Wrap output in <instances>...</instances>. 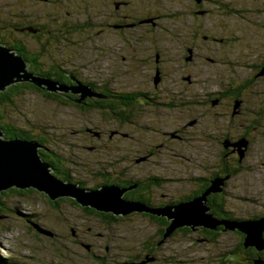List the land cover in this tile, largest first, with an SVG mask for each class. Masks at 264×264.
Segmentation results:
<instances>
[{"label": "rangeland", "instance_id": "374dc122", "mask_svg": "<svg viewBox=\"0 0 264 264\" xmlns=\"http://www.w3.org/2000/svg\"><path fill=\"white\" fill-rule=\"evenodd\" d=\"M2 1L9 3H1ZM213 1H221L212 0V3L206 4L212 12H215L216 4ZM257 1V8L246 7L249 9V23L231 17H222L217 24H214L209 16L203 21L204 33L199 30L200 36L195 40L192 37L193 29H197L194 23L188 27L182 24L181 18L177 21L185 10L179 9L169 0L168 7L160 9L165 20L159 21V25L151 33L148 32L149 36L142 34L138 45L133 44V49L137 53L139 50L146 51L150 46L153 47L157 55L153 54L150 58L148 56L146 61L145 57H140L137 53L136 57L122 53L117 54L118 57L110 54L103 40L98 39L101 37L95 34L98 30L95 23L102 20L100 16L95 17V15L93 36L89 37V40L85 37L81 40L78 36L76 41L80 43L77 42L76 51L70 52L75 41L68 43L67 50L62 48L63 43L54 45L55 58H61L60 63L66 65L68 70L73 68L78 73H82V79L110 78L114 82L112 87L116 86L125 91L151 90L161 94L162 102L173 105L170 108L163 105H160V108H146V115L149 118L144 120L142 127L144 133L138 134L136 141L133 134L114 129L113 124L98 119V115L93 111H80L71 105L64 107L47 103L38 94H25L17 98L15 108L11 107L7 110V120L23 131L32 127L47 135L49 138L45 139V146L40 148L59 154L77 176L83 179L91 178L92 180L89 179L91 181L86 182L87 187L101 184L96 172L100 169L103 171L105 163L116 161L120 162L119 167H133L135 165L133 159L143 156V153L149 150L153 152L152 159L145 164L135 166L136 173L132 172V174H144L146 169H149L153 174L161 175L163 179L169 181L168 194L173 195L175 200L180 196L189 195L195 188L194 181L189 177L207 178L220 168L218 141L225 138L236 140L249 126V141L252 142L243 157L245 158L242 162L243 168L238 172L233 171L229 179L227 177L229 174H225L218 186L223 188V184H226L224 188L227 194L226 210L234 213L236 217L245 218L255 212L262 213L264 212V76L260 75V72L257 77L255 76L256 66L264 60V0ZM0 3L5 4L0 10L8 12L12 1L0 0ZM0 15L8 17L4 12H0ZM77 15L79 17L80 12H77ZM219 34L224 41L219 47L211 43V40L202 39L204 36ZM26 41L32 46L36 45L32 39ZM186 46L195 47L193 49L195 53L191 62L189 60L188 63H184L187 66L185 70L181 57L187 56L183 52ZM122 56H125V59ZM155 66L160 70L162 68L166 70L167 76L163 82L160 79L159 69L154 72ZM156 77H159L157 89L154 88ZM187 78L193 83L189 84ZM245 82L250 84L249 91H242V104L235 105L231 112L228 111L226 105L228 103L212 108L211 103L205 99L207 94L220 90V87L224 88L226 84H235L238 88L239 84ZM169 83L170 92L167 96L164 86ZM231 113L235 117L231 118ZM194 120H196L195 125ZM182 127L185 129L181 130ZM83 128H87L88 133L100 131L102 138L96 141L95 138L84 133ZM176 130H179L177 135L181 138L170 137V134L175 133ZM105 131L108 140H104ZM117 131L127 134V137L114 136L115 133L110 135L111 132ZM95 145L97 147L93 152L88 151V147ZM159 164L162 166L159 167ZM36 193L37 195L27 197L28 201L18 198L15 194L6 193L0 196L1 258L4 256L13 259L17 264H96L93 258L87 255L88 251L98 256L102 252V245L105 244L106 247H111L110 255L114 257L109 264L112 262L123 264L135 256L140 244L151 236L146 231L148 226L146 220L132 218L122 225L119 224L118 227H110L105 231L93 223L92 218L90 221L86 214L73 208L68 202H61L57 210L51 211L47 195L44 192ZM198 209L202 211L199 207ZM25 214L35 216L30 219L23 217ZM210 216L212 213L207 212L205 221L196 211L197 219L185 224H189L190 227L201 225L203 222L212 224L216 218ZM33 223L43 226L52 234L36 233ZM70 227L73 231L69 229ZM254 233L256 239H252L253 243L260 245L263 241L259 237V231L254 230ZM106 238L108 243H105ZM193 238L200 239L196 234H181L175 236L172 241L165 239L159 241L161 257H158L161 259L159 262L176 264V261L194 255L201 260V264H209L217 254L231 249L237 242L236 236L231 231L220 235V249L217 247L211 249L209 244L206 246L202 241L191 247ZM121 245L129 248L125 251L119 250ZM152 261L153 258L149 256L144 258L141 264H151Z\"/></svg>", "mask_w": 264, "mask_h": 264}, {"label": "flooded vegetation", "instance_id": "af4514ba", "mask_svg": "<svg viewBox=\"0 0 264 264\" xmlns=\"http://www.w3.org/2000/svg\"><path fill=\"white\" fill-rule=\"evenodd\" d=\"M11 1H12L11 8L8 10V12L7 10H3V9L0 10L1 13L4 12V14H8V17L6 18L0 15V28L5 29L7 31L5 34L9 40H14L18 44L25 43V44H28L30 47H35V46L30 45L26 41V39H31V37L38 38L40 39L41 43H45L46 41H52V40H56L57 38H59L57 40L58 43L59 44L63 43L62 48L66 50L67 48H69L68 43L75 41L73 44V50L70 51V52H73V51H76L77 49L76 47L77 42L80 43V41H76V38L78 36L81 38V40L84 37L89 40V37L93 36L94 32H92V30H93V25H94L93 24L94 19L95 17L100 16L102 20L96 21L95 23L96 24L95 26L98 29L95 32V34L101 37L98 39L103 40L108 50H110L109 52L110 54L117 56V54L119 55L120 53H122L123 55L128 54L129 57H136L137 52L136 50L133 49V44L138 45L140 43V40L142 39V34L149 36V33H151L152 30L155 29L159 25L158 22L165 20L164 14L163 13L161 14L160 9L167 8L169 4V0H11ZM171 1L172 2L174 1L175 2L174 4L179 9H181L179 7L181 5L183 7L181 10H185L183 11V14L181 17L182 24L184 26L190 27L191 23H194L195 27L198 29L197 31L200 30L201 32H203V27H205L203 25V21L208 19L209 16H210L209 18L213 20L214 24H217L218 21L222 19V17H231V18H235V20L239 19L241 21H246L249 23V9H246V7H250V9L254 7L257 8L256 4L258 3V1L254 2L253 0H241L243 2H246V7H244V9L246 10V13L239 14L238 10L233 7L234 2L230 0L226 2L213 1L216 4L215 12H212V10L206 6L209 0H199L200 3L198 4L194 2L193 0H171ZM1 3H9V2L2 1ZM1 3H0V7L5 6V4H1ZM209 3H212V0ZM81 10L86 12V16L82 20H79L77 12H80L79 16L84 15ZM230 11H234L235 13H231ZM77 27L84 28L85 31L83 29L76 30ZM198 36L199 34H195V33L192 34V37L195 38V40H197ZM202 39L203 40L207 39L208 41L211 40V43H213L214 45H218V47L220 46L221 43H223V39L217 38L216 35L210 36V37L204 36ZM66 44L67 46H65ZM151 44H152V41H151ZM58 47L60 48V46ZM194 48L195 47L191 48L189 46H186L183 48V52L187 54V56L183 55L181 57L182 66L185 70L187 66L186 64H183V62L188 63L189 60L190 62L192 61L193 54L195 53L193 50ZM10 52L16 54L15 52L17 51L10 50ZM137 54L140 55V57H145V61L148 56H149L148 58H150L152 57L151 55L153 54L157 55V53L153 50L152 46H150L149 50H146V51L139 50V53ZM16 55L21 56L19 54H16ZM122 57L123 59H125V56H122ZM261 64L262 65L264 64V60L262 61ZM259 66H256V67H259ZM27 68H28V64L26 63V69ZM153 68H154V72L155 70L159 69L160 79H161V82H163L164 78L167 76L166 70L164 68L160 70V68H158L157 66ZM257 72L259 73V71ZM258 73H256L255 77H257ZM186 80H189V79L187 78ZM110 81L112 82L111 79ZM158 82H159V77H158ZM158 82L155 83V80H154L155 89H157L158 87L157 86ZM192 83L193 82L189 80V84H192ZM170 85L171 84L169 83L167 86H164L167 96H168V93L170 92V88H169ZM138 91L142 92L143 95L141 96V98L137 99V102L136 101L135 102L138 105L143 106V108H151V106L160 108L161 107L160 105H163V107H169V108L173 106L170 103L162 102L161 94H158L157 92H154L151 90H138ZM152 92L154 93V95L156 94L155 96L159 97L158 101H156V99L153 98V94L148 95V93H152ZM147 96H152V97H147ZM212 98L214 99V101ZM205 99L208 103H211L210 107L212 108L220 106L221 103L223 102L222 101L223 99L220 98L217 91L207 94ZM228 99L231 100L233 98L230 97ZM236 101L237 102H235V104L236 103L242 104V100H236ZM205 107L210 108L209 106H205ZM196 120L193 121L194 125L196 124ZM180 129L184 130L185 128L182 127ZM87 130L88 129L86 128L85 133L88 134L93 139L95 138L96 140H100L102 138L101 132L93 131L92 133H88ZM122 132L133 134L135 136V141L138 139L137 131L134 129L133 130L125 129ZM122 132H118V131L111 132L110 135H112V133H115L114 136H120L122 138H126L127 134L122 133ZM178 133H179V130H176L175 133L170 134V137L181 138L179 135H177ZM110 135H109V139L112 138L110 137ZM106 136L108 138L107 133H106ZM121 141L124 142L122 139ZM239 141L241 142L242 139ZM237 142L238 141H236L234 144H236ZM95 147L97 146L95 145L90 148L88 147V151L93 152L95 150ZM39 149H43L49 153H52L51 150H48L45 148H39ZM248 150L249 148H247L245 154H247ZM55 154L59 155L57 153ZM152 156H153V152L149 150L145 151L143 153V156L133 159L134 160L133 163H135V165L129 168L126 166L119 167V165H121L119 164L120 162L113 161L110 163L118 167V173H125V175L128 177L129 179V181L127 182L128 188L126 189L130 190V192L133 189L138 188V186L139 187L146 186L147 188H151L152 195L155 196V200H157L156 201L157 204L155 207L157 209H161V208L163 209V207L165 206L166 207L175 206L176 204H179L181 202H187L188 200L193 199L192 197H195V196H192L193 194L198 195L196 194V189L194 188L189 193V195L180 196L178 199L179 201H177L173 199V195L168 194L169 190H167V187H168V184H170L168 180L160 179L159 183L153 184L154 181H151L152 179L151 175H158V174H153L151 172L152 170L146 169L144 174H132V172H135L134 171L135 166L145 164L148 160L152 159L151 158ZM229 156L230 158H235L234 153H230ZM244 159L245 158H241V161H243ZM110 163H105L104 164L105 168H107L106 165H109ZM123 163L124 164L126 163V159L123 160ZM127 166H131V165H127ZM158 166L161 167L162 165L159 164ZM227 171L229 174L227 175V177L229 179L233 175L232 174L233 170L228 169ZM51 174H52V171H51ZM189 178L190 180L192 179L194 181L193 182L194 187L200 188L199 184L203 181V179H201L200 181L198 180L200 178H192V177H189ZM186 183L189 184L188 181H186ZM157 184H159L160 186L159 189L156 188ZM101 186H105V185L100 184L98 188H100ZM224 188H226V184H223V188H221V191L227 197V194ZM96 189H92V190H96ZM85 190L90 191L91 189L86 188ZM125 194L126 192L124 193V195ZM225 203H226L225 205L226 207L227 206L226 198H225ZM208 207H209L210 213H212L211 210L213 208L211 206H208ZM139 213H135V214H139ZM144 215H147V214H144ZM221 215H223V217H226L223 219H227L230 216L231 218H237L235 220H238V217H236L234 213L229 212L226 209L221 212ZM259 215L260 216L264 215V212L262 213L255 212V214H253L252 216L245 217V218H239V219L256 220L258 219V217H260ZM137 218L139 220H143L140 217H137ZM223 219H217V220L219 221ZM145 222L148 223L147 228H150L151 226H153L152 223H150L149 221L146 220ZM35 225L39 226L42 229L47 230L46 228H44L43 226L39 224H35ZM203 227L204 226H199V225L194 226V227L183 226L180 229L182 230L185 228L189 229L190 233L187 230H186L187 231L186 233L185 231L180 230V231H176L172 237L171 236L169 238L163 237L159 240L157 239L155 234L150 233L151 234V236L149 235L150 238L148 237L144 241L146 243L145 248H150L154 245V247L157 250L156 251L153 250L151 253H148L147 249L144 248L145 251L142 249V243H141L140 249L139 250L137 249V252H136L137 254L131 257V259L128 262H124L123 264L130 263V262L141 263V261L144 258L149 257V256L153 258V261L151 264H161V262H159L161 259L158 258L160 257L159 241H161L162 239L172 241L175 236H178L181 234H188V235L196 234L198 238H200V239L193 238L191 247L195 246L198 241H202L206 246L207 244H209L211 249L215 247L219 248L221 246L220 236L218 237L217 240L210 242L204 236L205 227L204 228ZM200 228H203V229H200ZM69 229L73 231L72 227H70ZM223 229L220 228V231H221L220 235L223 232H226ZM150 231L153 232V230H150ZM46 232H48V234L46 235L52 234V232L49 230H47ZM231 232L232 234L236 236L237 240L243 235L242 233L236 230L231 231ZM38 234H42V233H38ZM74 234L77 235L75 231H74ZM263 237H264V234H263ZM127 248L129 247H126L123 245L119 246V250H122V251H125ZM249 249H246V251H240V249L238 250V242H236L232 245L231 249L230 248L228 250L226 249L224 253L217 254V257H220V258L216 257L217 258L216 261H215L216 258H213L209 262V264H253L252 252L249 251ZM109 250H112L111 247L110 246L106 247L105 244H103L101 248V251H102L101 254L97 256L89 250L87 255L90 258L92 257L96 264H99L98 260L100 261V259L103 258V251L107 252V255H110ZM110 257L112 258L111 260L113 261L114 257L111 255ZM176 264H201V260H199L193 255L192 257H189V258L186 257V259L176 261Z\"/></svg>", "mask_w": 264, "mask_h": 264}, {"label": "trees", "instance_id": "16d2710c", "mask_svg": "<svg viewBox=\"0 0 264 264\" xmlns=\"http://www.w3.org/2000/svg\"><path fill=\"white\" fill-rule=\"evenodd\" d=\"M197 4L200 3L198 0H193ZM221 2H226L228 0H220ZM233 3V7L236 8L239 12V14H245L246 10L244 7H246V2H243L241 0H230ZM257 1V0H256ZM254 1V2H256ZM174 2V1H173ZM175 3V2H174ZM181 9L183 8L181 5L179 6ZM84 14L83 16H79V20H82L86 16V12L81 10ZM231 13H235L234 11H230ZM179 17L177 21L180 19ZM196 22V21H194ZM84 30V28H76V30ZM192 32L195 34H199L200 32L197 31V29H193ZM85 31V30H84ZM7 31L5 29L0 28V45L4 46L16 54L21 55V57L25 60V62L28 64L27 72L31 73L34 76L44 78L47 80H50L51 82H56L67 89L72 88L73 86H82L87 87L91 90L93 93V96L89 97L87 96L84 99H80L79 94H74L72 91H58V92H49L46 91L44 87H37L36 85L30 83V82H16L9 86H7L3 91H0V130L2 131V136L4 140H13V139H20L27 142H37L40 146H45V139L49 138L47 135L42 134L41 132L36 131L32 127H28V130H21L14 126L12 123L8 122L7 120V110L11 107L15 108V101L17 98H21L25 94L33 95L38 94L41 96V98L47 102V103H55L62 105L64 107L67 106H74L76 109L80 111H93L98 115V119L103 121H108L109 123L113 124L112 126L114 129L124 131L125 129L129 130H136L137 134L144 133L142 127L144 120L146 118H149V116L146 115V108H143V106L138 105L137 99L141 98L143 95L142 92L138 90H130L125 91L124 89H119L118 87L114 86L112 87V82L110 81V78H100V80H85L82 79V73H78L76 69L68 70L66 68V65H63L60 63L61 58H55L54 53V45L58 43V39L52 40V41H46L45 43H41L40 39L38 38H32L33 41H35L36 45L35 47H30L28 44L21 43L18 44L14 40H9L6 37ZM204 33V32H203ZM221 34V33H220ZM219 35H216L217 38H221ZM200 36V34H199ZM198 36V37H199ZM224 43V41H223ZM186 62V60H185ZM184 64V62H183ZM259 67H256V70L260 72L262 69L261 62L259 63ZM258 73V72H257ZM258 75V74H257ZM99 79V78H98ZM103 79V80H102ZM249 83L245 82L244 84H239L238 88L235 84H227L224 88H221L217 91L218 95L221 99H223L222 104H226L228 107V111L231 112V110L234 107L236 100H241L242 91L247 92L249 91ZM239 89V90H238ZM241 89V92H240ZM6 90V91H5ZM153 94V98L156 99V101L159 100L158 96H155L154 93H148V95ZM152 97V96H147ZM233 98L229 100L228 98ZM213 99V98H212ZM217 99V98H215ZM136 101V102H135ZM214 101V99H213ZM240 102V101H239ZM155 106H151L153 109ZM233 114L231 113V118H233ZM153 121V119H152ZM84 129V128H83ZM249 126L245 128L244 134L241 135L236 140H231L229 138H225L221 141H218V146L220 149V156H221V164L220 168L217 170V172H213L210 174L207 178H203V181L199 184L200 188L195 187L196 194H193L192 196L199 197L203 193H206V202L208 203V206H211L213 209L211 212L213 213V217L217 219H223L226 217H223L221 215V212L226 209L225 205V198L226 195L221 191L217 192L213 186L215 180H221L225 174L228 173L229 170H233L235 172H238V170L242 169L243 165L239 155V152L237 151V148L235 146L228 145L227 142L235 143L236 141H239L241 139H245L249 142V145H251L252 141H249ZM85 133V129L83 130ZM100 132V131H98ZM107 131H105L103 137L104 140H108L106 136ZM228 137V136H226ZM51 139L53 137H50ZM98 141V140H96ZM234 153L235 158H230L229 154ZM39 157L43 160L44 163L48 164L51 168L52 175L57 178L58 180L62 182H66L72 185H76L81 189H96L100 185L98 184H92L90 187H87L88 184L86 182H89L91 180L86 178H81L76 175V172L74 170H71L68 168V165L66 164L64 158H62L59 155H56L55 153H49L46 150L39 149L38 150ZM92 154V153H91ZM93 155V154H92ZM227 159L228 161H226ZM107 168H105L103 171L100 169V171L96 172V176L99 179V183L105 185V186H114L117 188H121L126 191V194L122 196V199L128 202L137 203L140 205H143L147 210H156V201L155 196L152 195V189L147 188L146 186H141L138 188L133 189L131 192L130 190H127L128 188V177L125 175V173H118V167L114 166L113 164L106 165ZM152 179L151 181H154V183H159L160 179H163L161 175H151ZM201 181V178L198 179ZM156 188H160L159 184H157ZM7 191V192H6ZM129 191V192H128ZM7 194H15L18 198L22 200L28 201L26 198L30 197L31 195H37L36 192H39L35 188H16V187H10L7 190H4L0 192V196H4V193ZM41 193V192H39ZM48 197V196H47ZM194 198V197H192ZM179 197L176 199L177 201ZM61 202H68L73 208L79 209L84 214H86L87 219L97 224V226H100L101 229L107 231L108 228H114L118 227V225L124 224L126 220H130L132 218L138 219L137 217H140L143 220H147L150 223H152L153 226L150 228H147V233H153L156 235L157 239H161L166 234L167 230L170 228V222L167 220V218L158 216L157 214H154L153 212H131L128 214H114L113 212H106V211H99L95 208H92L90 206L83 207L80 204L77 203L72 198H58L56 200H51L48 197V204L50 207V210L53 211L57 210L59 208V204ZM216 208V209H214ZM17 215H19L18 212H16ZM139 213V214H135ZM210 213V211H208ZM147 214V215H144ZM150 215V216H149ZM35 215H23V217L26 218H32ZM260 216V215H259ZM89 217V218H88ZM264 215L258 217V219L263 218ZM235 220L237 218H229L223 219V220ZM256 219V220H258ZM244 219H239L235 221H241ZM221 221V220H219ZM32 222V221H31ZM130 224V223H129ZM126 225V224H125ZM124 226V225H123ZM182 227H178L174 229L167 238L170 236L172 237L173 234L176 231H180ZM204 228V227H203ZM200 228V229H203ZM220 228H222L221 225H217L213 228H206L205 231V238H207L210 242L217 240L220 236ZM219 229V230H218ZM150 230H153L151 232ZM190 233L189 229H183L182 231H187ZM150 231V232H149ZM36 233H39L35 229ZM204 234V233H203ZM264 234V232H263ZM262 234V236H263ZM245 238L246 235H242L240 238H238V250L240 251H246V249H249V251L252 252V258H253V264H264V249L258 250L255 246H249L245 247ZM264 239V237H263ZM106 241V242H105ZM105 243H108L107 238L105 239ZM145 241V239H144ZM142 242V249L144 250L146 243ZM208 241V242H209ZM148 250V253H151L153 250L156 251L157 249L154 247V245L150 248H145ZM145 251V250H144ZM107 252L103 251V258L98 260L99 264H109L110 261H112L111 257L106 256ZM250 256V255H249ZM63 263L65 261H62ZM136 263V262H135ZM0 264H17L15 260L8 259V258H1L0 257ZM111 264V263H110ZM113 264V262H112Z\"/></svg>", "mask_w": 264, "mask_h": 264}, {"label": "water", "instance_id": "95a60500", "mask_svg": "<svg viewBox=\"0 0 264 264\" xmlns=\"http://www.w3.org/2000/svg\"><path fill=\"white\" fill-rule=\"evenodd\" d=\"M259 74L264 76V64ZM21 81L30 82L40 88L44 87L45 90L49 92H67L70 90L74 94H79L80 99L93 96V93L87 87L77 85L67 89L56 82H51L50 80L32 75L27 72L26 63L21 56L10 52L8 48L0 45V91H3L7 86L13 83ZM157 82L158 78L155 79V83ZM237 104L239 103L235 105ZM1 137L2 131L0 130V138ZM227 143V146L231 145L237 148L239 155L241 153L240 158L244 157L249 144L247 140L242 139L241 142L238 141L236 144L232 142ZM39 148L40 145L36 142H27L20 139L4 140L3 137L0 139V192L10 187L20 189L35 188L39 190V192H44L51 200H56L59 197L72 198L83 207L90 206L99 211H109L114 214L153 212L170 221V228L167 230L164 238H167L169 234L178 227L190 226L185 223L195 216L196 211H198L200 217L206 221L207 212L209 211L205 196L206 193H203L199 197H194L183 204H176L175 206H168L153 211L147 210L143 205L123 200L122 196L126 191L115 186H101L96 190L87 191L76 185L58 180L51 174L49 165L44 163L39 157L37 150ZM220 183L221 180L214 181L215 186H213V188L215 187L214 189L217 192H221V188L218 186ZM216 186H218V188H216ZM198 207L202 211H200ZM210 217L213 218L212 216ZM213 219H211V221ZM215 220H213L214 223L212 224H210V222L209 224L203 222V224L199 226L213 228L217 225H221L224 227V231L236 230L246 235L245 247L255 246L258 250L264 249V240L262 236L264 232V217L258 220ZM33 228L39 233L48 234V232H46L47 230L35 224H33ZM254 230L259 231V237L263 241L260 245L253 243L252 239H256Z\"/></svg>", "mask_w": 264, "mask_h": 264}, {"label": "bare ground", "instance_id": "6f19581e", "mask_svg": "<svg viewBox=\"0 0 264 264\" xmlns=\"http://www.w3.org/2000/svg\"><path fill=\"white\" fill-rule=\"evenodd\" d=\"M6 91V90H5ZM195 219H197L195 216L192 217V219H190L189 221H194Z\"/></svg>", "mask_w": 264, "mask_h": 264}]
</instances>
